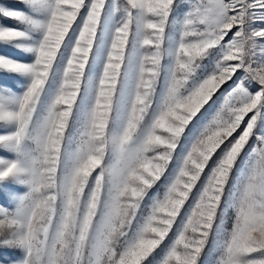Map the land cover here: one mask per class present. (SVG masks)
<instances>
[{"label":"snow or ice","instance_id":"6c2138e0","mask_svg":"<svg viewBox=\"0 0 264 264\" xmlns=\"http://www.w3.org/2000/svg\"><path fill=\"white\" fill-rule=\"evenodd\" d=\"M0 264H264V0H0Z\"/></svg>","mask_w":264,"mask_h":264},{"label":"rangeland","instance_id":"374dc122","mask_svg":"<svg viewBox=\"0 0 264 264\" xmlns=\"http://www.w3.org/2000/svg\"><path fill=\"white\" fill-rule=\"evenodd\" d=\"M3 23L11 25L13 22L9 21V20H5V21H3Z\"/></svg>","mask_w":264,"mask_h":264}]
</instances>
